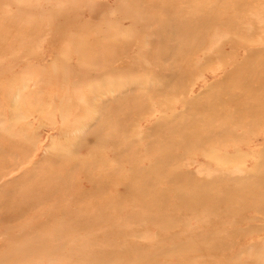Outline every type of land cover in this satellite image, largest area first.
Segmentation results:
<instances>
[{
    "label": "rangeland",
    "instance_id": "1",
    "mask_svg": "<svg viewBox=\"0 0 264 264\" xmlns=\"http://www.w3.org/2000/svg\"><path fill=\"white\" fill-rule=\"evenodd\" d=\"M263 115L264 0H0V264H264Z\"/></svg>",
    "mask_w": 264,
    "mask_h": 264
},
{
    "label": "bare ground",
    "instance_id": "2",
    "mask_svg": "<svg viewBox=\"0 0 264 264\" xmlns=\"http://www.w3.org/2000/svg\"><path fill=\"white\" fill-rule=\"evenodd\" d=\"M248 77V76H247ZM246 77V78H247ZM246 78H245V80H246ZM262 97L263 96H260V97H257L256 98V101L255 102H257L256 104H254L255 106H253L252 108H250V109H252L253 111H251V110H248L247 112H254V111H257V109H258V107H260L259 106V104H260V101L262 102ZM262 99V100H261ZM21 103V102H20ZM19 102H15L14 101V103H13V105H14V107H16L17 108V110H19V108L18 107H20V104ZM257 113H258V111H257ZM264 116V115H263ZM89 118H92V115H90L89 116ZM263 118V117H262ZM193 124H195V123H193ZM178 127L179 128H182L181 130H182V132H180V134H181V136H184V137H188L191 133H192V131H193V128H194V126H192V128H190V130L189 131H187V132H185V130L188 128V126H186L185 124H179L178 125ZM210 127H211V124H210ZM209 130V128H207V129H200L199 131H197V135H199V136H201L202 137V141H203V143H206L207 142V135L205 134L207 131ZM188 142H184L183 143V146L185 147L186 146V144H187ZM193 144H196V142L195 143H193ZM170 153H171V149H170V147L169 148H167V149H162V153L161 154H163L164 156H165V154H167V155H170ZM215 159L217 160V161H222V159L221 158H216V156H215ZM164 163V161H162V162H158L157 163V165L153 168V169H155V173H161L160 172V170L161 169H164V167H165V165L166 164H163ZM211 193V191L210 192H207V194H210ZM148 196V195H147ZM149 198V197H148Z\"/></svg>",
    "mask_w": 264,
    "mask_h": 264
}]
</instances>
